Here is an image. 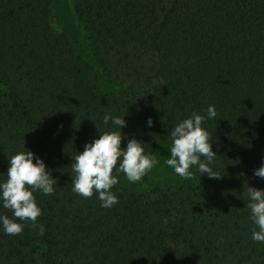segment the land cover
<instances>
[{
	"label": "trees",
	"instance_id": "16d2710c",
	"mask_svg": "<svg viewBox=\"0 0 264 264\" xmlns=\"http://www.w3.org/2000/svg\"><path fill=\"white\" fill-rule=\"evenodd\" d=\"M67 2L86 59L53 28L51 0H0V181L25 149L57 180L54 194H33L35 225L0 230V264H264L246 207L248 187L264 190L253 176L264 158V0ZM209 105L217 116L202 127L221 179L192 169L169 189L144 176L131 184L148 191L135 193L120 174L111 209L72 192V159L113 130L105 113L127 122L122 148L135 138L152 155Z\"/></svg>",
	"mask_w": 264,
	"mask_h": 264
},
{
	"label": "clouds",
	"instance_id": "9594fccd",
	"mask_svg": "<svg viewBox=\"0 0 264 264\" xmlns=\"http://www.w3.org/2000/svg\"><path fill=\"white\" fill-rule=\"evenodd\" d=\"M216 116L215 107L209 105L205 115L191 113L168 134L171 146L165 164L182 179L191 180L192 169L199 173V177L206 174L210 180L222 178L215 169L217 156L212 151L211 136L202 127ZM101 122L104 126L110 124L113 130L99 133L98 138L85 143L83 151L72 159L70 166L74 177L71 190L82 198H91L95 194L101 208L111 209L119 202L111 189L118 184L120 174L129 183H137L158 161L146 153L144 143L135 138L127 139L126 147H121V130L127 127L124 118L107 112ZM152 124L149 117L146 126L151 128ZM7 161V171L3 174L6 179L0 181V208L11 211L12 218L0 214V230L5 235L17 236L23 232L25 223L35 225L42 214L33 194H54L57 180L44 161L29 150L20 151ZM253 176L264 180V158L260 167L253 170ZM246 195L249 219L257 229L252 231L251 239L264 243V190L248 187Z\"/></svg>",
	"mask_w": 264,
	"mask_h": 264
},
{
	"label": "rangeland",
	"instance_id": "374dc122",
	"mask_svg": "<svg viewBox=\"0 0 264 264\" xmlns=\"http://www.w3.org/2000/svg\"><path fill=\"white\" fill-rule=\"evenodd\" d=\"M52 16L51 24L53 28L60 33H63L68 40L74 45L76 51L86 59L87 57V46L79 31L77 24L73 20L67 0H51ZM108 86L102 81L100 82V92L107 91ZM171 143L167 140H160L158 142L157 149L154 151L152 156L158 161V164L146 175L150 182L155 187L174 189L183 181H190L182 179L176 175L173 170L166 166L165 160L169 156V148ZM195 174H193V180ZM124 186L135 193H146L148 190L141 184L132 185L126 179Z\"/></svg>",
	"mask_w": 264,
	"mask_h": 264
}]
</instances>
